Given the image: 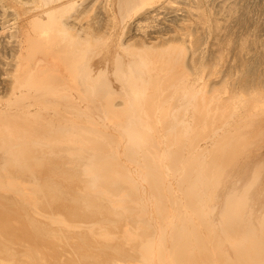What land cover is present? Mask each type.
Returning <instances> with one entry per match:
<instances>
[{
  "label": "bare ground",
  "instance_id": "obj_1",
  "mask_svg": "<svg viewBox=\"0 0 264 264\" xmlns=\"http://www.w3.org/2000/svg\"><path fill=\"white\" fill-rule=\"evenodd\" d=\"M253 7L0 0V264H264Z\"/></svg>",
  "mask_w": 264,
  "mask_h": 264
},
{
  "label": "rangeland",
  "instance_id": "obj_2",
  "mask_svg": "<svg viewBox=\"0 0 264 264\" xmlns=\"http://www.w3.org/2000/svg\"><path fill=\"white\" fill-rule=\"evenodd\" d=\"M227 1H228V0H227ZM242 1H243V2L245 1V3L248 2V3H251L252 5H254V7H253V8H254V9H253V10H254V16H253V17H254V19H255V23H254V22H253V23L256 25V23L259 21L260 23L258 22L257 25H258V26H259V24L262 25L261 27L259 26L260 29L258 28V32H259L258 35H260V37H261L262 40H263V38H264V36H263V35H264V30H263V29H264V25H263L264 22H263V20H264V19H262V18H264V16H263V15H264V13H263V12H264V8H263L262 6H263L264 2H262V1H264V0H254V1H253V0H242ZM246 1H247V2H246ZM255 1H256V2H255ZM257 1H258V2H257ZM253 2H254V3H253ZM256 3H257V5H256ZM260 4H261V5H260ZM258 5H259V7H257ZM173 6L176 7L177 5H173ZM255 7H257V8L255 9ZM260 8H261V9H260ZM257 9L260 10V11H258ZM255 10L258 11V12H256ZM261 11H263V12H262L263 15H262V13H261V15H260L259 12H261ZM166 13L169 14V15H171L170 12H166ZM177 13L180 14L181 12H178V11H177ZM167 14H166V16H163V15H162L161 17H162V18H165V17H167ZM169 15H168V16H169ZM258 15H260V16L262 17V18H261L262 21H261V19L259 18L260 16H258ZM257 16H258V17H257ZM257 19H258V20H257ZM259 19H260V20H259ZM162 20H163V19H162ZM163 22H164V21H163ZM257 25H256V26H257ZM262 27H263V28H262ZM260 31H261L263 34H262ZM166 33H167V32H166ZM156 36H161V35H160V34H157V35L154 34L153 37H156ZM169 36H170V39H171V38L174 36V34H172V33H171V34L168 33V35L164 36L163 38H160L159 40H164L166 37H168V38H166V39H169ZM248 56H249V55H248ZM248 56H247V57H248ZM249 58H250V57H249ZM254 59H255L254 57L251 58V59H248L249 64H253V62L256 60V59H255V60H254ZM257 148H258V147H257ZM258 149H259V148H258ZM258 149H257V150H256V149L254 150V152L256 151V157H258V156L260 155V156H261L260 158H264V155H263L264 152H262V150H263L262 147H260L259 150H258ZM257 151H258V152L260 151V152L258 153ZM263 151H264V150H263ZM254 152H253V154H255ZM257 153L259 154L258 156H257ZM262 153H263V154H262ZM261 154H262V155H261ZM253 156H254V155H253ZM253 158H254V157H253ZM247 173H248V172H247ZM249 174H250V173H248V177H249ZM245 176H247V174H245V175L243 176V179H242V178H241V179H242V180H245V178H244ZM246 178H247V177H246Z\"/></svg>",
  "mask_w": 264,
  "mask_h": 264
}]
</instances>
